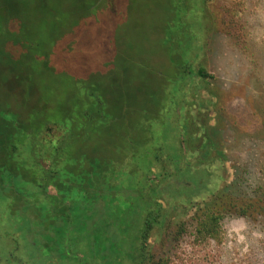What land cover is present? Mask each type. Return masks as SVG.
I'll return each mask as SVG.
<instances>
[{"label":"trees","instance_id":"1","mask_svg":"<svg viewBox=\"0 0 264 264\" xmlns=\"http://www.w3.org/2000/svg\"><path fill=\"white\" fill-rule=\"evenodd\" d=\"M56 1L64 0H0V240L11 235L15 247L8 255L27 264L33 262L29 257L37 264H160L149 244L155 231L175 246L185 239L205 247L224 235L225 217L264 220V111L248 104L244 76L239 86L225 89L204 63L194 66L200 57L210 58L216 34L241 57H255V65L264 60V45L251 52V27L244 17L220 35L217 25L227 23L211 13L208 0H169L162 34L175 54L168 63L176 74L153 90V110L144 108L143 114L149 119L129 128L131 100L112 76L77 95L78 111L70 122L64 116L48 119L37 108L22 113L33 89L48 88L36 73L39 65L47 68L53 50L47 28L58 20ZM76 2L92 18L108 0ZM67 78L63 87L69 90L66 83L74 82ZM200 91L212 100L217 120H235L229 123L235 147H244L249 130L262 144L259 171L242 165L215 193L208 191L207 170L230 146L225 131L208 123V103H195ZM236 97L242 102L237 111L231 108ZM104 136L110 140L101 144ZM158 166L155 185L149 178ZM197 170L207 179L193 173ZM182 196L194 210L185 220L172 221L164 204L174 209Z\"/></svg>","mask_w":264,"mask_h":264},{"label":"rangeland","instance_id":"2","mask_svg":"<svg viewBox=\"0 0 264 264\" xmlns=\"http://www.w3.org/2000/svg\"><path fill=\"white\" fill-rule=\"evenodd\" d=\"M109 1H112L111 4ZM244 1H247L246 6L242 5ZM168 2L169 0H127V2L108 0V7L103 5L91 18L82 8V4L76 0H64L62 3L56 1L55 12L58 20L50 22L51 26L47 28L50 29L48 40L52 39L54 43L53 50L47 68L39 65L37 66L39 71L36 73L39 77L38 82L48 88L39 92L33 89L28 96L33 99L27 104L23 103L22 113L37 108L38 112L41 115L46 114L48 119L57 120L64 116L67 117L64 121L70 122L76 114L74 111H78L76 107L78 104L75 102L79 99L81 91L86 94L90 89L86 88L87 86L94 83L98 86V83L103 84L104 80L112 76L111 79L116 78L117 84L122 86L123 89L120 91H124L126 98L131 100L132 105L125 117L127 126L134 127L137 122L148 120L149 117L143 114L146 115V110H153L154 106L149 101L153 90L176 74L174 67L168 63L170 56L174 57L175 54L169 52L168 44L162 34L163 29L168 25V19L165 18L166 15L168 16L166 13ZM208 3L211 13L220 15L227 23L217 25L220 35L227 34L229 30L233 31L235 24L239 25L238 19L242 16L243 21H247L248 26L251 27L249 31V40L253 44L251 52L257 53L260 50L264 45V0H208ZM38 16L40 18L43 15L38 14ZM42 31L46 32L44 28ZM213 38L214 52L210 58L200 57L195 61L194 66L204 63L207 73L222 81L225 89L231 85L239 86L237 83L240 77L244 76L247 82L245 88L248 104L251 106L257 103L258 108L264 111V99L261 98L264 95V84L261 85L259 80L261 77L264 78V60L259 58L255 65V57H241L239 53L233 52L231 47L223 44L219 34ZM105 69L111 73L106 75L103 73ZM64 75L75 83L71 81L66 83L69 90L63 87V83L68 79ZM250 79L257 83L249 81ZM109 81L110 79L107 82ZM76 87L81 89L78 91L79 94L75 93ZM158 96L157 93L155 98ZM195 97L196 104L202 99L208 103L205 108L209 111L208 117H212L208 123L225 131L226 144L230 146V152L226 153V157L207 170L211 174L208 191L215 193L224 183L233 181L234 175L240 173L242 165L251 173L259 171L262 144L259 147L260 143L250 137L252 132L249 130L244 147H235L233 143L235 134L229 128V123H234L235 120H217L212 111V102H208L212 100L205 91H200ZM138 101L141 103L137 104ZM231 104V108L236 111L242 106L239 97L234 98ZM63 107H66V112L62 111ZM178 113H180L178 118L182 120L184 112L179 110ZM149 115L151 114L148 113L147 116ZM28 121L22 120L23 125H29ZM109 140V137L104 136L98 142L102 144ZM158 169L159 166L154 168L153 175L149 178L155 185H158L155 177ZM193 173H198L200 176L205 174L203 177L206 179L208 177V174H203L202 170ZM164 193L165 200L170 195V190ZM187 202L182 196L178 198L174 209L164 204V208L170 213V220H185L191 215L194 209L187 207ZM257 220L225 217L224 235L205 247L185 239L175 246L167 242L164 233L160 235L157 231L150 238L149 244L155 261H160V264H264V220ZM3 231L1 230L0 233L2 234ZM14 247L11 235L1 238L0 264H27L24 259L15 262V254L8 255L10 251H14ZM18 252L17 256H19ZM30 255L32 256V253L27 252V256ZM29 258L33 261L31 264H37L31 257Z\"/></svg>","mask_w":264,"mask_h":264}]
</instances>
